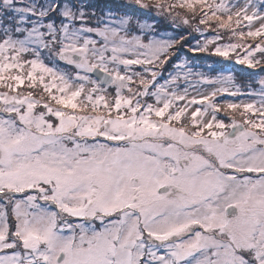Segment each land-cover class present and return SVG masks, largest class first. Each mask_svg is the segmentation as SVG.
Listing matches in <instances>:
<instances>
[{"label":"snow or ice","instance_id":"1","mask_svg":"<svg viewBox=\"0 0 264 264\" xmlns=\"http://www.w3.org/2000/svg\"><path fill=\"white\" fill-rule=\"evenodd\" d=\"M131 4L0 0V264H264V77L196 62L264 0Z\"/></svg>","mask_w":264,"mask_h":264},{"label":"rangeland","instance_id":"2","mask_svg":"<svg viewBox=\"0 0 264 264\" xmlns=\"http://www.w3.org/2000/svg\"><path fill=\"white\" fill-rule=\"evenodd\" d=\"M88 2L92 6L100 10H111L112 9L113 11L120 12V13L128 12L129 14H134L132 10L136 8L135 5L131 4V0H88ZM233 42H235V40H233ZM238 51H241V50H238ZM197 55L199 57L196 61L198 64L211 65L213 68H216L218 72L222 71L223 74L225 75L231 74L235 77L237 83H243L244 81L249 80V79H260L264 77V69H261V68L246 69L244 67L246 65H240L236 63L234 59H231V58H223V57H215V56L209 57L207 54H204V53H200ZM234 55L235 54H233V56ZM257 55L259 56V54ZM217 99L221 101H226V100L237 101L239 98L238 97L233 98L231 96L223 94Z\"/></svg>","mask_w":264,"mask_h":264},{"label":"trees","instance_id":"3","mask_svg":"<svg viewBox=\"0 0 264 264\" xmlns=\"http://www.w3.org/2000/svg\"><path fill=\"white\" fill-rule=\"evenodd\" d=\"M113 6H115V5H113ZM112 10V9H111ZM113 11V10H112ZM115 12V11H114Z\"/></svg>","mask_w":264,"mask_h":264}]
</instances>
